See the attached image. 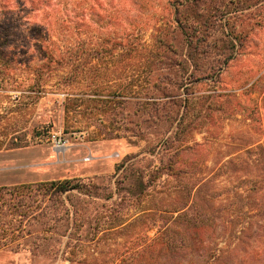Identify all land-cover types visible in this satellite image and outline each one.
<instances>
[{
  "label": "rangeland",
  "instance_id": "obj_1",
  "mask_svg": "<svg viewBox=\"0 0 264 264\" xmlns=\"http://www.w3.org/2000/svg\"><path fill=\"white\" fill-rule=\"evenodd\" d=\"M187 1L0 0L5 3L0 6V54L9 51L12 56L8 65L0 57V131L7 126L28 131L26 145L12 149L0 146V186L65 178H79L99 186L92 196L70 194L76 214L69 221L67 233L63 232L64 226L58 228L37 254L28 249L2 250L0 264H120V255L131 253V235L143 228V233L152 237L161 220L145 216L144 222H137L136 229L124 234L103 230L105 223L117 217V221H132L143 213L142 209L153 208L156 200L165 202L175 194L170 192L174 181L163 174L155 182L157 191L153 195L143 197L140 203H119L121 198L114 192H118L121 184L117 182L123 173L115 175L117 164L132 156L130 161L147 174L149 163L159 166L168 156L148 153L144 140L134 144L127 137L105 139L92 134V126L90 130L69 127L83 124L65 120L62 112L67 90L64 86L58 88L57 81L65 71H57L38 95L29 91V68L38 62L32 37L40 30L47 32V42L53 41L55 48L61 49L79 42L97 47L107 38L112 44L121 29L138 31L152 43L157 26L168 27L172 22L175 25L176 7L186 32L194 35L192 45L207 49V55L199 61V66L204 67L197 74L202 75L205 66L215 69L211 76L196 80L192 88L196 128L186 131L185 139L189 140L187 145L198 144L193 151H185L186 159L194 161L190 172L213 175L236 149L242 152L241 148L252 141L264 143V0H197L193 17ZM191 25L193 29L189 28ZM202 33L204 38L200 37ZM6 34L12 41L10 46L3 43ZM175 34V43H180L184 52L187 35ZM86 57L90 59L89 50ZM225 59L227 63L223 64ZM111 74L107 80L114 78ZM107 80L103 81L106 91H112L119 83L116 79ZM120 122L128 124L126 119ZM33 130L40 135L33 137ZM53 134L62 136V147H56ZM215 177L217 183L225 185L229 176L222 173ZM111 192L113 196L109 198ZM69 207L73 209L70 204Z\"/></svg>",
  "mask_w": 264,
  "mask_h": 264
},
{
  "label": "trees",
  "instance_id": "obj_2",
  "mask_svg": "<svg viewBox=\"0 0 264 264\" xmlns=\"http://www.w3.org/2000/svg\"><path fill=\"white\" fill-rule=\"evenodd\" d=\"M196 1H187L192 17ZM4 5L0 2V6ZM179 15L175 7V25L172 22L168 27L157 26L152 43L138 31L121 29L112 44L107 38L97 47L79 42L61 49L55 48L53 41L47 42V32L40 30L32 37L38 62L31 68L27 65L29 91L38 95L57 71H65L57 81L58 88L64 86L67 90L62 112L65 120L83 124L69 127L81 130L92 126L90 132L105 139L127 137L134 144L144 140L148 153L168 156L159 166L149 163L147 174L130 161L132 156L115 166V175L123 173L117 182L121 184L118 192H114L121 198L119 203H140L143 197L153 195L157 191L155 182L163 174L175 183L170 191L175 193L172 199L156 200L153 208L142 209L143 213L132 221H117V217L105 223L103 230L124 234L136 229L137 222H144L145 216L161 220L152 237L143 233V228L131 235V253L120 255V264H264V143L252 141L241 148L242 152L236 149L213 175L190 172L194 161L186 159L185 151H193L198 144L187 145L189 140L185 139V132L196 128L192 88L196 80L211 76L215 69L205 66L203 74H197L204 67L199 66V61L207 55V49L192 45L194 35L186 32ZM175 32L187 35L184 52L182 45L175 43ZM205 36L202 33L200 37ZM9 37L6 34L3 38L8 46L12 42ZM87 50L90 59L86 57ZM0 57L7 65L12 61L9 51ZM109 72L114 78L107 80ZM104 79L119 83L106 91ZM123 119L127 125L120 122ZM4 129L0 131L3 148L28 143V131L12 126ZM38 135L40 132L33 130V137ZM222 173L230 177L225 185L215 181V176ZM98 190L97 184L79 178L0 186V251L28 249L37 254L58 228L64 226L63 232L67 233L69 221L76 214L70 194L92 196ZM112 196L113 192L108 195Z\"/></svg>",
  "mask_w": 264,
  "mask_h": 264
},
{
  "label": "built area",
  "instance_id": "obj_3",
  "mask_svg": "<svg viewBox=\"0 0 264 264\" xmlns=\"http://www.w3.org/2000/svg\"><path fill=\"white\" fill-rule=\"evenodd\" d=\"M52 140L55 142L56 147H62L65 143L64 139L60 135H52Z\"/></svg>",
  "mask_w": 264,
  "mask_h": 264
}]
</instances>
